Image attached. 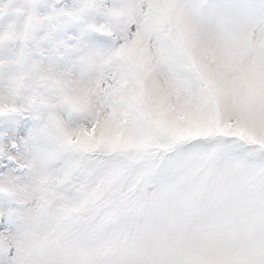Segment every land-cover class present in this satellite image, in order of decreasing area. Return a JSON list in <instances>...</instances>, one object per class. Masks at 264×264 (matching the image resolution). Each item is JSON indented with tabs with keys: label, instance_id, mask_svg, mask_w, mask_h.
<instances>
[{
	"label": "snow or ice",
	"instance_id": "6c2138e0",
	"mask_svg": "<svg viewBox=\"0 0 264 264\" xmlns=\"http://www.w3.org/2000/svg\"><path fill=\"white\" fill-rule=\"evenodd\" d=\"M0 264H264V0H0Z\"/></svg>",
	"mask_w": 264,
	"mask_h": 264
}]
</instances>
